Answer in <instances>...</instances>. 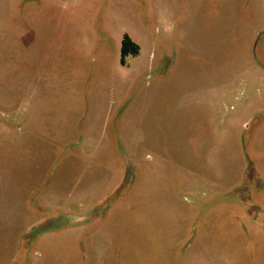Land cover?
Returning <instances> with one entry per match:
<instances>
[{"label":"rangeland","instance_id":"obj_1","mask_svg":"<svg viewBox=\"0 0 264 264\" xmlns=\"http://www.w3.org/2000/svg\"><path fill=\"white\" fill-rule=\"evenodd\" d=\"M24 1L0 0V68L11 67L10 83H0V100L10 103L5 108L17 107L11 116L0 113V264H120L119 245L108 252L101 240L85 249L72 228L39 235L35 248L24 244L35 240L25 232L40 219L35 215H42L44 228L56 218L60 227L78 225L86 222L78 218L102 205L118 208L111 224L116 212L135 209L134 219L144 222L140 242L150 247L148 264L235 260L226 249L234 232L222 226L204 230L183 257L188 217L176 211L184 205L165 186L184 187L189 176L204 174L217 182L215 209L237 205L228 193L245 178L264 181V116L251 120L264 105V88L249 97L236 86L246 80L261 89L264 72L236 55L226 89V79L210 71L229 60L227 53L246 47L248 29L251 54L264 49V0H43V9L28 3L21 9ZM27 27L35 38L29 47L19 38ZM125 36L138 46L136 55L122 56ZM159 50L169 54L165 73L151 63ZM197 68L207 71L205 78L193 77L190 93L179 94V75L198 76ZM196 102L213 112L201 126L179 110ZM196 126L212 130L200 136L191 132ZM156 148L173 158L166 162L159 152L153 159ZM205 156L213 168H206ZM129 182L135 183L131 199ZM253 186V206H264V190ZM226 214L218 225L236 223ZM250 241H244L243 264L251 262ZM130 250L139 261L146 257L135 244L124 246V253Z\"/></svg>","mask_w":264,"mask_h":264},{"label":"crops","instance_id":"obj_2","mask_svg":"<svg viewBox=\"0 0 264 264\" xmlns=\"http://www.w3.org/2000/svg\"><path fill=\"white\" fill-rule=\"evenodd\" d=\"M253 1L255 5H257L258 3L257 0H253ZM181 4L182 3H180V5ZM26 6L35 7L37 5L34 2H29ZM182 7L185 9L184 6ZM257 9H258V6H257ZM28 28L29 27H27V29ZM26 31L21 32L19 34V38L20 40H24V42L23 41L22 42L25 44L26 47H29L32 44L31 43L32 40H34L35 38L33 34L30 36H27ZM245 33H246L247 41L244 42V44L246 45V47L242 48L240 45L237 49H235V51H232V53H227V56L229 57H226V58L229 60L223 61L224 63L215 64L210 70L212 72V75H214L216 78L226 79V85H221V88L229 89V86H227V84H230L229 79H232V80L234 79V74H235L234 72L235 58L234 57L236 55L242 56L243 61L245 62V64L247 63L249 67L251 66L256 67V69L264 72V49L260 50L257 53L256 57L252 55L249 49V42L251 43L253 35L251 34L250 29H248L247 32ZM158 46L161 47V45H158ZM168 55L166 52L162 53V51L159 50L157 54V58H153L151 63H154L155 61V63H158V65H162L163 69L161 71L165 73L167 68L170 66L169 65L170 62L166 63L167 58L169 57ZM10 69L11 67H5V65H1L0 72H2L3 75L2 77L0 76V83H3L4 84L3 86H5L6 83L8 84L10 83V78H9L11 76ZM198 71H201V70L197 68L195 72H198ZM201 72L202 73L198 76H194V75H190V73H186L185 74L186 80L188 78L187 81L183 80V78H185V75H181V76L179 75L178 89L179 88L182 89L179 94L182 93V95H184V94L190 93L191 89L188 83L192 82L193 77H195V79L199 77L205 78L207 71H204V72L201 71ZM231 72H232V75H230ZM159 75H163V74H159ZM19 77H21L20 69L18 70V75L16 76V78L18 79ZM153 78L155 77L153 76L152 79ZM186 83H187V86H185ZM232 83L234 82L232 81ZM239 83L240 84H238L237 82L236 86L237 87L239 86V88H244V90L246 91L247 95H249V97H253V96L255 97L256 94H259V90L262 91L264 88L263 86L260 89L259 85L257 84L250 85L247 83L246 80L244 81L239 80ZM241 83H244V84H241ZM231 86L233 87L234 84H232ZM177 98L179 99L178 96ZM21 103L22 102H20L19 107ZM9 104H10L9 102L5 103L0 100V113L2 116L5 113H6V116H11L12 115L11 113L13 114L16 113L17 107L5 108L2 106V105L5 106ZM210 105H213V103ZM12 108H14V110H11ZM179 110H180L181 115L184 116L186 120L194 119L196 121L195 125L197 126H201L199 121H202L206 118L213 119L212 118L213 112L211 111L212 109L209 108L205 102L204 103L196 102L193 104L180 106ZM252 113L251 114L255 117L260 118L261 116H264V105L259 106ZM256 115H260V116H256ZM244 125H245V122L242 124V126ZM197 126L192 128L191 132L194 131L195 134L200 135V136L205 135L207 134V132H209V130H212V129H207V128L200 129ZM16 146L18 149H21V143L20 145H16ZM152 151L156 153L154 155L155 158H153L155 160L157 157H159V152H160V156L163 157V160L166 162L170 160L171 158H173V156H167V154L163 151V149L162 151L160 150L157 151V148H156L154 150L152 149ZM204 161H205L206 168H213V164L211 160L207 159L206 156L204 158ZM129 167H131L132 170L136 169L134 165H129ZM1 170L2 169H0V171ZM200 174L199 176L193 175L185 179L184 182L186 181L187 185L184 187L181 183H179V187L178 186L175 187L174 185L171 186L170 183L167 184V187L165 186V190L167 194L170 193V196L173 197L172 199H174V201L178 200V202L184 205V206H181V204L179 206L177 205L178 209H176V211L181 216L188 217L183 223V225L186 223L183 227V236H182L183 239H186L184 242L185 245L182 251L184 253L183 257L185 258L190 253V250L200 241L201 237L204 236L203 234L204 230H207V229L210 230L209 228L216 229L218 226H222L223 228L228 227L229 229H231L232 233L234 232L233 236H230L231 238H228L229 240L227 241L226 249L227 251L230 252V254L233 253L232 257H236V258L235 260L229 259L230 263L228 264H243V262L245 261L243 255L244 253H246V250L244 249V241L245 239H248V238L251 239L252 241L250 242L254 244L253 245L254 248L250 256L251 258L250 264H264V231L259 228L254 229V227H252V224L246 218L247 216H246L245 207L241 205L239 202L235 201L237 205L234 204L231 206H224L222 208L219 207V208L213 209V206L214 205L216 206V204L218 203V199H219L218 190L215 188V184H217V182L216 180L213 181L212 179H209V177L204 174H201V175ZM134 184L135 183H132V182H130L129 184V191H130L129 198L130 199L132 197ZM232 189L233 188L229 190V193L232 191ZM221 196L223 197L224 195H221ZM169 199L171 200V198ZM24 201L26 200L24 199ZM218 206L219 205L217 204L216 207ZM117 209L118 208L108 206L106 209H99L100 213H97L95 212V210H92V213L88 215V216H92V218L88 220H84L86 222H83L82 224H78V225L77 224L75 225L66 224L60 227L58 226V222H57L59 220L56 218L55 223L54 224L51 223L49 228L48 226H46L47 228H44L45 224H44L43 217H41L42 216L41 214L35 215L36 218H40V219L37 222L27 225L26 231H25L27 232L31 230V233H33V236L35 235L34 237L35 240L32 239L29 246L34 247V248L37 247L38 244L36 243L37 242L36 237H38L41 234H44L49 231L59 232V229H65L67 232H69V229L72 228L70 229V231H73L74 232L73 234L78 235L76 236V238L80 237L79 240L84 242L85 249L86 247H88V245L91 247L92 245L97 243V241L101 242L102 240L103 242H105L108 252L110 251L112 247L118 246V245L120 246V254H121L120 264H148L150 260V254H151L150 247L149 245H147L146 242L144 243L140 242L143 240V233L141 231L143 227L141 226V224L144 225V222H142L141 220L140 221L135 220L137 219L136 217L137 212L135 211L134 208L131 207V208H125V210L123 211L124 213H122V211L118 213L116 212V221L114 224H111L113 221H110V215L112 212H114ZM143 212L144 210L138 211V216L139 217L142 216ZM224 212L228 213L226 215L236 217L237 219L236 223L232 221L233 224L231 226H227L228 223H225V224L223 223L224 225H218V223L222 221L220 220L219 217L223 215ZM69 215H74V214H69V213L64 214L65 217ZM108 215H109V218H108ZM106 216L108 219H106L105 221H102L105 219ZM199 216H200V219L198 220L197 217ZM201 216L206 217V218H203L202 220ZM51 221L53 220L51 219ZM102 224H105V227L102 226ZM119 225H122L126 228L123 234L120 233ZM129 228H130V231L128 232L127 230ZM246 228L251 229V231L246 232L245 231ZM233 229H236V230H233ZM89 230L90 232H88ZM180 231L182 232V229ZM85 235H86V238H84ZM20 244H22V242H20ZM24 244L25 245L27 244L26 240H24ZM126 244H129V245L135 244L138 248H140L144 252V254H146V257L143 260L139 261L138 258L134 257V254L136 251L130 250L124 253V246H126ZM233 249H235L236 252H234ZM28 254L29 253L24 251V255H28ZM36 261H39V260L35 259L34 264H39V263H36ZM156 264H164V261L162 262L159 259V262Z\"/></svg>","mask_w":264,"mask_h":264},{"label":"flooded vegetation","instance_id":"obj_3","mask_svg":"<svg viewBox=\"0 0 264 264\" xmlns=\"http://www.w3.org/2000/svg\"><path fill=\"white\" fill-rule=\"evenodd\" d=\"M34 2L37 6L43 9L44 2L43 0H25L22 5L21 9H23V6L26 3ZM27 36H30L33 34V31L31 28H28L26 31ZM105 39L109 41V43L112 42V39L105 34ZM252 184L256 191L264 190V181L258 177H253V180L245 178L243 182H240L239 185H237L235 188L232 189L230 193H228V196H231L236 202H239L241 205H243L246 209V218L250 221L252 224V227L259 228L264 231V207L263 206H253L252 204V195H251V189ZM106 207H103V205L99 209H106ZM99 209H96L95 212L100 213ZM250 227V228H252ZM246 232L251 231V229L246 228ZM253 231V230H252ZM33 237L29 239V242L27 244H30Z\"/></svg>","mask_w":264,"mask_h":264},{"label":"trees","instance_id":"obj_4","mask_svg":"<svg viewBox=\"0 0 264 264\" xmlns=\"http://www.w3.org/2000/svg\"><path fill=\"white\" fill-rule=\"evenodd\" d=\"M138 51H139L138 46L135 43H133L127 36H125L122 41V48H121L122 56L123 57L129 56V55L134 56L138 53ZM128 185L126 186V190L129 188ZM127 193H129V190H127Z\"/></svg>","mask_w":264,"mask_h":264},{"label":"water","instance_id":"obj_5","mask_svg":"<svg viewBox=\"0 0 264 264\" xmlns=\"http://www.w3.org/2000/svg\"><path fill=\"white\" fill-rule=\"evenodd\" d=\"M255 116H253L252 118H251V120L254 118ZM92 218V216H87V217H83V218H78L77 219V221H84V220H88V219H91Z\"/></svg>","mask_w":264,"mask_h":264}]
</instances>
